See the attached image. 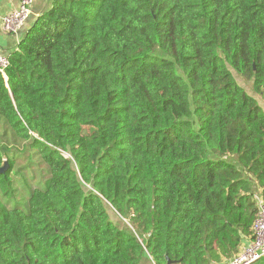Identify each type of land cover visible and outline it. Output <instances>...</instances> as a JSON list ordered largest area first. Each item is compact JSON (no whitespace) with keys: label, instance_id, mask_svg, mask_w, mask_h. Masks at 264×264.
Returning a JSON list of instances; mask_svg holds the SVG:
<instances>
[{"label":"trees","instance_id":"obj_1","mask_svg":"<svg viewBox=\"0 0 264 264\" xmlns=\"http://www.w3.org/2000/svg\"><path fill=\"white\" fill-rule=\"evenodd\" d=\"M8 58L0 264H220L252 238L264 113L236 77L264 102V0H52Z\"/></svg>","mask_w":264,"mask_h":264},{"label":"built area","instance_id":"obj_2","mask_svg":"<svg viewBox=\"0 0 264 264\" xmlns=\"http://www.w3.org/2000/svg\"><path fill=\"white\" fill-rule=\"evenodd\" d=\"M33 0H20L18 7L1 19V29L17 36L24 29L30 15ZM9 65L8 54L0 53V74L4 76ZM252 238L242 244L239 252L221 264H253L264 257V204H258V215L252 225Z\"/></svg>","mask_w":264,"mask_h":264},{"label":"rangeland","instance_id":"obj_3","mask_svg":"<svg viewBox=\"0 0 264 264\" xmlns=\"http://www.w3.org/2000/svg\"><path fill=\"white\" fill-rule=\"evenodd\" d=\"M236 80L246 90V93L248 95L252 96L253 98H256V100L258 101L259 107L261 108V110L264 113V102L262 101L260 96H257L253 92L250 91V83L244 82L239 77H236ZM14 150H16V151L21 150L19 152V154L21 156L17 155L16 153L12 154L15 157L14 172H16L17 170H18V172L26 170V175L29 179V181H28L29 183H25L24 188L28 189L29 187H31L32 183H33L32 187L33 186H36V187L40 186L41 185L40 180L43 179L42 175L44 173L45 166L40 164L38 162L37 156H32L28 149H26V148H21V149L14 148ZM226 161L236 164L235 160L232 157L227 158ZM30 162L34 163V164H30ZM4 164L7 165L6 160H4L2 162L1 167H3ZM6 168H7V166H6ZM16 182H17V186L21 192L23 190V184L19 180V178H16ZM106 210L108 212L110 219L113 222H116V223L118 222V225L121 227L127 226V224L125 225V222L122 221L123 219H121L111 208H109L107 206ZM139 264H152V262H149V260H142V261H140ZM253 264H264V257L262 259L258 260L257 262L253 263Z\"/></svg>","mask_w":264,"mask_h":264},{"label":"crops","instance_id":"obj_4","mask_svg":"<svg viewBox=\"0 0 264 264\" xmlns=\"http://www.w3.org/2000/svg\"><path fill=\"white\" fill-rule=\"evenodd\" d=\"M19 2L20 0H0V53L9 54L17 46L19 40H21L27 29L32 25L38 15L51 6L52 0H33L31 5V15L24 29H22L17 36L6 34L1 29V19L7 13L15 10L18 7ZM242 241V244H244L249 241V238L244 237Z\"/></svg>","mask_w":264,"mask_h":264},{"label":"water","instance_id":"obj_5","mask_svg":"<svg viewBox=\"0 0 264 264\" xmlns=\"http://www.w3.org/2000/svg\"><path fill=\"white\" fill-rule=\"evenodd\" d=\"M6 164H4V166L3 167H1L0 168V174H3L4 173V171H5V169H6ZM168 264H172L170 261H168Z\"/></svg>","mask_w":264,"mask_h":264}]
</instances>
